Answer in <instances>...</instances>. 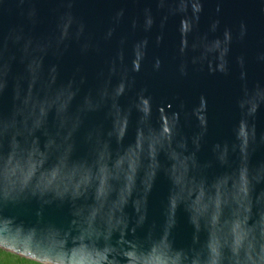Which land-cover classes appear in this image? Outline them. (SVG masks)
<instances>
[{"label": "water", "instance_id": "obj_1", "mask_svg": "<svg viewBox=\"0 0 264 264\" xmlns=\"http://www.w3.org/2000/svg\"><path fill=\"white\" fill-rule=\"evenodd\" d=\"M0 249L264 264V0H0Z\"/></svg>", "mask_w": 264, "mask_h": 264}, {"label": "rangeland", "instance_id": "obj_2", "mask_svg": "<svg viewBox=\"0 0 264 264\" xmlns=\"http://www.w3.org/2000/svg\"><path fill=\"white\" fill-rule=\"evenodd\" d=\"M0 264H43L29 258L0 249Z\"/></svg>", "mask_w": 264, "mask_h": 264}]
</instances>
